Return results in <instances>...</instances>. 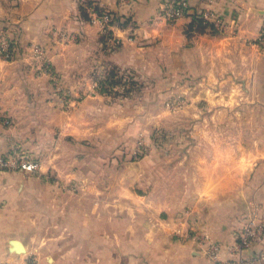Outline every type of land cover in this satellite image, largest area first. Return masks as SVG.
<instances>
[{"label":"crops","instance_id":"0c3cea01","mask_svg":"<svg viewBox=\"0 0 264 264\" xmlns=\"http://www.w3.org/2000/svg\"><path fill=\"white\" fill-rule=\"evenodd\" d=\"M160 2L130 0L120 5L118 0H0V31L12 37L17 49L12 59L0 57V109L5 115L15 113L8 109V101L17 105L24 96L32 97L20 88L24 71L16 68L30 61L31 43L43 46L64 82L74 81L67 75L73 51L79 71L116 65L147 67L151 64L144 53L159 51L162 43L164 56L157 55V66L165 64L164 50L171 51L170 62L179 76L190 77L205 93L221 89L222 97L236 98L237 104H242L236 108L237 115L252 114L251 142L239 134L235 142L227 135L208 142L192 140L183 149L182 144L174 145L175 158L168 165L164 161L169 156L154 153L142 158L139 171L119 177L113 199L119 196L126 201L108 203L102 222L97 202L84 208L96 217L90 221L46 216L41 227V220L29 218L35 228L31 238L39 243L34 248L38 264H210L198 245V236L206 235L220 244L226 257L246 214L254 208L264 213V51L257 43L264 25V0H187L194 12L205 9L217 14L221 20L218 30L210 27L212 23H205L210 24L206 27L197 24L202 20L196 14L166 24L157 15ZM88 7L116 13L112 33L122 42L115 50L104 49L96 26L89 23ZM121 8L126 10L121 12ZM14 77L16 81H12ZM225 83L232 85L224 90ZM220 109L222 113L230 110L225 106ZM13 131L11 124L0 119L1 153L15 140ZM179 174L188 183L179 182L174 191L143 188L145 192L138 194L136 190L138 183L156 187L158 180L172 175L179 179ZM26 176L18 171L0 174V261L8 264L26 260L12 250L10 242L19 239L28 249V243L14 235L26 217L20 207ZM32 195L42 196V189H33ZM76 208L78 211L79 204ZM187 229L191 236L184 234ZM258 248L264 250V234L254 245Z\"/></svg>","mask_w":264,"mask_h":264},{"label":"rangeland","instance_id":"374dc122","mask_svg":"<svg viewBox=\"0 0 264 264\" xmlns=\"http://www.w3.org/2000/svg\"><path fill=\"white\" fill-rule=\"evenodd\" d=\"M128 1L130 0H118L120 5H126ZM165 1L167 0H161L157 15L166 24H173L195 13L202 20L197 24L204 27L210 26L205 23L214 24L213 20L204 21L201 17L205 9L194 12L189 4L187 15L173 21L166 19L162 16V5ZM123 10L126 9L121 8V12ZM104 13L110 17L111 29L108 34L102 33L99 25L91 21L93 14ZM88 14L89 23L96 26L101 37L116 36L112 33V26L116 21L115 12H97L88 7ZM125 20L126 16L122 21ZM189 20L192 22V18ZM210 27L221 29L215 24ZM4 38L9 41L10 51L8 56L0 52V57L9 60L14 58L17 49L12 44V37L0 31V43ZM118 38L117 42H111L108 38L106 41L102 39L104 49L115 50L122 42ZM34 44L38 43H31L29 46L30 57ZM38 45L44 52L45 67L40 66L32 57L26 64H18L16 67L24 71V76H20V88L23 92L32 94V97L24 96L18 100L17 105L9 104L8 101V109L15 111L10 115L3 114L0 109V119L12 125L15 139L0 154L16 151L39 163V168L33 171L7 170L29 175L23 180L25 192L23 200L20 201L26 217L22 225L17 226L18 233H14L28 243V249L24 247V251L17 252L26 256L25 262L30 259L37 260L34 258L37 254L34 248L39 247V243L31 238L35 228L29 218L37 219L38 223L41 220V227H44L46 216L53 220H74L80 217L90 221L96 217H92L90 210V215L87 214L84 208L97 202L101 205L102 222L108 214V203L126 201L119 196L116 200L113 199V192L119 188L118 183L121 181L119 177L125 172L139 171L140 162L145 156L154 153L158 157L169 156L170 159L165 158L164 161L168 165L175 158L172 154L176 149L174 145L182 144L183 147L180 148L183 149L188 144L186 142L192 140L207 141L227 135L228 139L235 142L239 134L246 142H251V111L237 115L236 108L242 104L238 105L236 98L227 100L221 96V89L205 93L191 83L190 77L185 80L184 76H179L176 65L170 62L171 51L164 50V68L157 66V55L164 56L161 54L162 43L158 54L155 49L144 53L151 64L147 67L116 65L108 69L93 67L79 71L75 67L78 60L75 57L76 52L73 51V62L67 71L68 78H74L72 82L59 79L58 71L47 58L45 49ZM166 61H169L168 65ZM12 81H16V77ZM231 85L225 83L222 89L226 90ZM12 87L13 85L8 92ZM33 94L38 96L34 98ZM224 106L230 108L228 113H222L220 108ZM232 149L237 151L235 146ZM184 181L188 183V180L182 177L177 179L176 175H172L169 179L158 180L156 187L148 188L143 183H138L136 190L138 194L145 192L143 188H147L146 191L154 188L160 192L169 189L174 191L177 184H183ZM40 188L43 195L33 197L32 190ZM78 204L79 210L76 211L77 208H74ZM61 206H65V210L62 211ZM83 230L87 233L89 229L85 226Z\"/></svg>","mask_w":264,"mask_h":264},{"label":"built area","instance_id":"2783aa9c","mask_svg":"<svg viewBox=\"0 0 264 264\" xmlns=\"http://www.w3.org/2000/svg\"><path fill=\"white\" fill-rule=\"evenodd\" d=\"M125 1V0H123ZM189 13L187 0H167L162 5V16L169 20L179 19ZM203 20H213L216 27L221 26V20L210 10H204L201 14ZM109 15L93 14L91 21L99 25V30L108 34L111 29L109 25ZM111 42L119 40L116 36H108ZM257 43L260 49L264 51V25L258 36ZM31 57L40 66L44 65L45 56L38 44L32 45ZM10 51L9 41L4 38L0 43V52L8 56ZM45 67V65H44ZM142 148L144 146L140 144ZM145 149V148H144ZM39 168V163L25 154H19L16 151L11 154H0V174L7 170H25L33 171ZM186 236L189 232L184 233ZM264 234V213L257 212L256 209L246 214L243 225L236 231L234 242L227 248V256H223V248L220 244L208 240L206 235L198 236V245L209 259L210 264H264V250L254 249V245L262 240ZM191 236V235H190ZM0 264H8L0 261ZM24 264H37L35 259H30Z\"/></svg>","mask_w":264,"mask_h":264},{"label":"water","instance_id":"95a60500","mask_svg":"<svg viewBox=\"0 0 264 264\" xmlns=\"http://www.w3.org/2000/svg\"><path fill=\"white\" fill-rule=\"evenodd\" d=\"M10 242H11V248L15 252L24 251V245H23L22 241H20L19 239H12Z\"/></svg>","mask_w":264,"mask_h":264},{"label":"trees","instance_id":"16d2710c","mask_svg":"<svg viewBox=\"0 0 264 264\" xmlns=\"http://www.w3.org/2000/svg\"><path fill=\"white\" fill-rule=\"evenodd\" d=\"M196 14V13H195ZM193 16H194V14H192ZM197 15V14H196ZM197 17H198V15H197ZM199 18V17H198ZM106 38H108V35H107V37ZM106 38L104 37V36H102V39L103 40H105L106 41Z\"/></svg>","mask_w":264,"mask_h":264}]
</instances>
